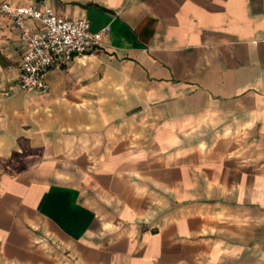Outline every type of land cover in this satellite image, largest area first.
Returning a JSON list of instances; mask_svg holds the SVG:
<instances>
[{
	"label": "crops",
	"instance_id": "1",
	"mask_svg": "<svg viewBox=\"0 0 264 264\" xmlns=\"http://www.w3.org/2000/svg\"><path fill=\"white\" fill-rule=\"evenodd\" d=\"M0 1L109 27L22 90L0 15V264H264V0Z\"/></svg>",
	"mask_w": 264,
	"mask_h": 264
},
{
	"label": "built area",
	"instance_id": "2",
	"mask_svg": "<svg viewBox=\"0 0 264 264\" xmlns=\"http://www.w3.org/2000/svg\"><path fill=\"white\" fill-rule=\"evenodd\" d=\"M0 15L11 20L23 45L18 62V85L22 90L46 88L45 74L50 68L91 51L109 31V27L92 31L87 19L58 14L51 6L39 9L0 1ZM26 18L36 20V27H26Z\"/></svg>",
	"mask_w": 264,
	"mask_h": 264
}]
</instances>
